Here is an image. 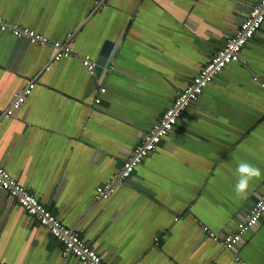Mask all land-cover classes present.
<instances>
[{"label": "crops", "instance_id": "1", "mask_svg": "<svg viewBox=\"0 0 264 264\" xmlns=\"http://www.w3.org/2000/svg\"><path fill=\"white\" fill-rule=\"evenodd\" d=\"M258 1L0 0L10 23L75 54L53 61L52 44L0 29V165L110 264H241L236 253L264 264V216L234 249L202 237L203 224L227 234L264 193V178L246 199L234 191L240 161L264 173V24L245 62L205 85L129 180L97 198ZM31 78L32 94L3 117ZM0 264L85 263L0 187Z\"/></svg>", "mask_w": 264, "mask_h": 264}, {"label": "built area", "instance_id": "2", "mask_svg": "<svg viewBox=\"0 0 264 264\" xmlns=\"http://www.w3.org/2000/svg\"><path fill=\"white\" fill-rule=\"evenodd\" d=\"M102 9V6L99 7ZM264 24V0H259L251 6L246 17L224 42V44L211 56L210 60L202 67L200 72L193 78L191 83L180 90L173 102L158 117L152 129L142 136L134 146L131 155L124 161L122 169L110 180L97 188V198L99 200L110 198L116 186L127 182L136 166L151 152L158 149L160 143L168 136L175 124L184 114L187 107L198 99L203 92L205 85L216 78L227 66L233 62H245L243 58V48L257 30ZM0 29L9 30L17 36L23 37L31 42L49 43L55 48L53 61L61 60L64 57L74 56V50L69 41L51 42L43 34L38 33L31 27L10 23L0 14ZM82 66L89 69L91 74H95V62L90 55L81 56ZM50 68V65L46 67ZM36 88V79L31 78L21 86L15 93L12 104L4 112L3 117L14 115L16 109L22 106L27 98ZM105 91V87L101 88ZM101 99L97 98L99 102ZM0 187L15 197L25 210L46 227L50 233L62 244L64 253H73L85 264H110L104 257L85 239L80 229L64 224L57 215L49 209L32 191L22 185L18 179L5 167L0 165ZM264 216V193L250 208L246 216L227 234L220 235L203 224L202 237L220 242L225 248L234 249L246 236L252 227L257 225ZM179 220V218H177ZM155 245L152 246L154 255L158 252L159 235L155 236ZM236 259L241 264L245 260L239 254H235ZM149 261L147 257L142 259ZM180 264V263H177ZM204 264H216L215 262H205Z\"/></svg>", "mask_w": 264, "mask_h": 264}, {"label": "clouds", "instance_id": "3", "mask_svg": "<svg viewBox=\"0 0 264 264\" xmlns=\"http://www.w3.org/2000/svg\"><path fill=\"white\" fill-rule=\"evenodd\" d=\"M237 180L234 185L235 195L239 199H246L253 181L264 178L261 169L247 161H240L236 168Z\"/></svg>", "mask_w": 264, "mask_h": 264}]
</instances>
